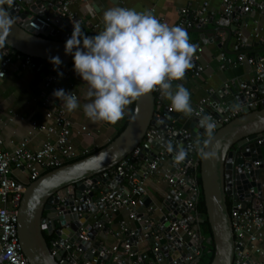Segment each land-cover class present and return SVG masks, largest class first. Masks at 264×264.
Segmentation results:
<instances>
[{"label": "built area", "instance_id": "1", "mask_svg": "<svg viewBox=\"0 0 264 264\" xmlns=\"http://www.w3.org/2000/svg\"><path fill=\"white\" fill-rule=\"evenodd\" d=\"M52 1L58 4L56 9L58 14L54 18L47 15V7L42 4L39 7L42 14L33 13L28 17L31 27L40 31L45 26L51 25V19L59 22V17H61L65 21L69 20V35L73 32L74 24L80 26L84 23V20L71 9L72 0ZM255 10L264 19V0H223L220 10L213 9L208 1H204L196 8L190 5L180 7L176 22L170 26H180L186 31H191L208 25L212 19H215L218 24L219 18H216L217 15L219 17L221 15L230 16V22H232ZM151 11L161 23L164 22L163 17L156 14L154 9ZM99 26L100 23L94 24L95 28H99ZM263 31L264 28L257 23L250 32L249 37L264 43ZM221 33L223 32L221 31ZM234 34L237 37V55L231 57L225 52H221L219 55L220 69L244 63L253 65L257 75L254 74L249 79L239 81L238 87L245 94L247 107L251 109L260 108L264 102V94H260L256 86L261 83V77L258 74L264 69V53H251V44L242 30L236 29ZM190 43L197 46V51L192 60L193 66L187 71L185 78L200 77L206 68L205 65L199 62L203 45L193 39H190ZM0 54L2 56L0 78L6 75L8 66L12 64L33 73L42 74L40 103L44 108L45 116L54 121L53 125L39 124L37 121L32 122L30 133L38 129L47 130L54 135L53 139L45 140L38 149H30L28 139L25 138L14 149L5 150L2 148L0 140V264H31L23 252L18 234V210L27 184L38 179L49 170L88 154L90 150H79L73 145L71 135L74 122L63 106V101L53 95L54 90L63 89L60 81L61 77L71 76L74 69L63 63L55 66L50 60L24 54L8 45L0 48ZM234 84V82L225 83V88L232 87ZM213 91L211 89L209 96L203 97L193 104L195 112L192 117H200L197 113L209 115L218 125L220 123L226 124L244 113L243 106L239 105L237 108L236 105L228 107L222 116L215 118L212 112H208ZM70 94L75 95L77 99L79 98L76 92H70ZM154 94L156 105L170 106L159 91H154ZM165 113L159 110L156 112V116L160 118ZM166 128L170 130L168 125H166ZM158 131L157 127H150L146 131L144 141L158 136ZM78 132L90 133L86 124H81ZM263 140L264 134L258 141ZM141 151V145H138L116 165L100 173L102 177H124L126 189H121L112 194L103 192L98 195L96 194L97 190L92 185L83 191L85 198H80L85 204L96 207L97 211L93 212L92 216L103 234L109 232L108 223L111 222L112 213L120 209H127L129 218L138 222L141 229L132 228L125 220L121 221L119 229L114 232V235L119 239V243L111 249H107L101 243V249H94L91 258L84 256L85 253L79 246V242L71 245L68 242L61 243L57 238H53L50 242V251L53 256H59L60 263L95 264L99 260L105 259L107 255H111L109 264H121L118 254L121 250L127 256L128 264H178L180 263L178 257L166 261L162 251L164 245L175 239L178 247L174 244L169 246V254L180 248L181 253H185L184 261L186 264H194L201 257L204 236L201 230V216L198 209V200L201 193L198 181V158L196 161L189 159L176 165L174 160L166 157L163 152H160L155 158H149L148 152H146V156H143ZM14 170L24 173L27 181L21 180L18 176H12L11 173ZM157 173H161L168 182L170 192L173 191L174 196L184 193L187 209L182 211L179 216H176L171 210H166L163 205H149L141 213L135 210L133 197L145 194L147 179ZM92 191H95L94 197L90 196ZM230 202L231 225L234 232V263L264 264V248L262 246L264 241L263 202L258 206L252 201L244 204L243 201L237 198H232ZM101 204H103V207L99 208L98 206ZM157 210H163V215L171 214L174 217V219H170V238H167L162 230L160 219L156 221L152 216ZM100 219H103L101 223H99ZM83 228L84 224H81V229ZM81 238L89 239L88 236L83 234L80 235ZM143 240L151 241L152 257L138 250L137 246Z\"/></svg>", "mask_w": 264, "mask_h": 264}, {"label": "water", "instance_id": "2", "mask_svg": "<svg viewBox=\"0 0 264 264\" xmlns=\"http://www.w3.org/2000/svg\"><path fill=\"white\" fill-rule=\"evenodd\" d=\"M42 4L47 7V15L54 18L58 14V4L52 0H15L11 15L16 23L7 45L36 58L51 60L58 56L62 63H74L73 56L65 52L66 41L72 35V32L68 35L69 20L59 17L57 22L51 19V25L40 31L29 25L28 17L31 14H42L39 9ZM230 20V16L221 15L219 27L213 29V33L225 30L227 36H231L237 25H231ZM214 21L212 19L210 22ZM206 27L192 31L205 33ZM254 74L257 75L256 72ZM258 75L261 83L256 88L260 94H264V69ZM236 105H242L244 113L226 124H218L213 135L208 137L205 129L199 126L200 117L184 116L168 105H156L155 94L152 92L135 102L126 127L108 144L81 159L49 170L27 184L18 210V234L23 252L30 263L71 264L60 263L59 256L51 254V241H48L46 232L51 240L57 238L61 243L68 242L71 245L79 242L87 258L93 256L94 249H101L103 233L92 216L97 209L91 204H85L80 198H85L83 191L92 185L96 190L105 184L124 185V177H102L100 173L116 165L141 145V154L146 156L148 152L149 158H155L163 152L166 157L174 160L175 152L180 148L188 152L184 161H196L198 158L201 189L212 229V234L203 240V248L206 243H214V256L210 264H235L234 232L228 200L237 198L244 204L252 201L257 206L264 201V140L258 141L264 134V102L260 108L251 109L247 107L245 94L241 90L234 86L222 87L211 95L208 112L218 118L228 107ZM159 110L166 112L160 118L156 116ZM166 125L170 130H167ZM153 126L159 129L158 136L144 141L146 131ZM169 145L172 151L168 150ZM201 147L211 153L207 159L199 154ZM94 195L95 191H92L90 196ZM174 195L171 191L162 205L179 216L187 209L185 197L183 192L179 196ZM98 207L102 208L103 204ZM170 219H174L171 214L160 218L161 228L167 238L171 237ZM200 220L203 222L204 219ZM102 221L100 219L99 223ZM81 224H84L83 229ZM81 234L89 239H80ZM173 244L178 247L176 239L162 247L165 260L171 261L178 257V264H186L185 253H181L180 248L169 254V246ZM106 258L110 260L111 255ZM194 264H200V258Z\"/></svg>", "mask_w": 264, "mask_h": 264}, {"label": "crops", "instance_id": "3", "mask_svg": "<svg viewBox=\"0 0 264 264\" xmlns=\"http://www.w3.org/2000/svg\"><path fill=\"white\" fill-rule=\"evenodd\" d=\"M204 1H208L215 10L222 8L223 0H72L70 7L84 20V23L80 25L83 33L88 36H94L103 30L102 18L104 11L112 7L134 8L141 12L154 9L156 14L163 17V23L172 25L178 18L180 7L190 5L196 8ZM216 18L218 19L219 15ZM95 23H100L99 28L94 27ZM257 23L264 28V19L255 10L240 17L237 21H232L231 25H237V30L244 32L248 42L251 44L250 48L253 49L251 53L263 54L264 43L249 37L250 32ZM218 27L219 24L214 21L208 23L205 33L192 30L186 31L189 39L197 40L203 45V52L199 62L205 65L206 68L200 77H187L183 81L174 82L173 87H175L176 83H182L191 94L192 105L201 98L209 96L211 89L215 93L225 87V83L234 82V87L239 90V81L254 76L255 67L246 63L220 69V53L225 52L228 56L235 57L238 49L236 34L233 33L231 36H227L224 32L225 30L222 31L223 33L216 32L214 34L213 29ZM202 34L205 36H202ZM1 61L2 56L0 54V63ZM72 68L74 69V67ZM42 78V74L22 69L16 64L9 65L6 75L0 78V140L3 149L12 150L25 138L28 139L30 149H38L45 140L54 138V135L47 130L36 129L33 133H30L33 121L45 125L54 124L52 119H48L45 116L44 108L40 103ZM60 81L66 93L76 92L78 94V101L81 105L76 111L68 112L74 122V129L71 135L73 145L79 150L89 149L93 151L105 146L114 139L130 115L132 105L127 109L123 119L115 125L105 122H93L83 111V105L90 102L87 98V83L75 71L71 76H62ZM166 102L170 105L169 100L166 99ZM81 124H86L90 133H79L78 130ZM11 175L27 181L26 175L21 171L14 170ZM145 187V194L133 197L134 208L140 213L144 212L149 205H162V201L170 193V186L161 173L148 178ZM121 189H126V187L117 183L105 184L96 191V194L101 195L103 192L112 194ZM163 212V210H157L152 216L157 221L161 218ZM123 220L130 227L141 229L138 222L129 218L127 209H120L112 213L111 222L108 223L109 232L104 233L101 237V243L107 249H111L119 243V239L114 235V232L119 229L120 222ZM262 246L264 248V241ZM137 248L141 252L147 253L149 257L153 256L150 240H143ZM118 254L121 264H128V259L124 252L120 250ZM109 263L110 261L105 258L95 264Z\"/></svg>", "mask_w": 264, "mask_h": 264}, {"label": "clouds", "instance_id": "4", "mask_svg": "<svg viewBox=\"0 0 264 264\" xmlns=\"http://www.w3.org/2000/svg\"><path fill=\"white\" fill-rule=\"evenodd\" d=\"M7 5V7H5ZM15 0H0V48L6 47L16 23L11 15ZM103 30L94 36L83 33L74 24L71 37L66 41L65 52L74 58V71L87 83L84 114L93 122L112 125L123 119L127 109L141 97L154 91L170 101L173 111L184 116L195 112L191 94L182 83L197 46L190 43L182 27L170 26L150 10L112 7L104 11ZM59 66L60 58L50 60ZM62 75V73H61ZM53 95L63 101L71 113L81 107L77 97L65 90H54ZM237 108L239 105L236 106ZM200 115L199 126L211 137L216 123L209 115ZM169 151H172L169 145ZM199 154L207 159L211 153L200 148ZM188 155L180 148L175 152L174 163L179 165Z\"/></svg>", "mask_w": 264, "mask_h": 264}, {"label": "trees", "instance_id": "5", "mask_svg": "<svg viewBox=\"0 0 264 264\" xmlns=\"http://www.w3.org/2000/svg\"><path fill=\"white\" fill-rule=\"evenodd\" d=\"M63 64H65V63H63ZM66 65H68V66H70V67H74V63H70V64H66ZM134 105H135V102L132 104V110H131L130 115L128 116V118H127L125 124H124L123 127L120 129V131L117 133V135H118V134H119V133H120V132L126 127L128 121L130 120V118H131V116H132V113H133V110H134ZM117 135H116V136H117ZM100 148H101V147H99V148H97V149H94L93 151H90L88 154H86V155H84V156H81V157H79V158H77V159H81V158H83V157H85V156H87V155H89V154H91V153L97 151V150L100 149ZM77 159H75V160H77ZM75 160H72V161H75ZM72 161H70V162H72ZM68 163H69V162H68ZM47 172H48V171H47ZM198 181H199V185H200V189H201V184H202V183H201V177H200V166H199V177H198ZM229 202H230V201L228 200V204H229V207H230L231 205H230ZM198 209H199V213H200L201 218L204 219L203 222H201V230H202V234H203V236H204V234H205V236H206V235H210V234H212V229H211L210 223H209L208 218H207L206 205H205V200H204V196H203L202 189H201V193H200L199 200H198ZM205 236H204V238H205ZM205 239H206V238H205ZM205 243H206V242H205ZM49 244H50V243H49ZM207 245H208V244H207ZM207 245H206L205 248H203V252H202V255H201V257H200V260H201V259H204V258L208 255L207 260L205 261L204 264H210V262L212 261V258H213V256H214V250H215L214 243L209 244V248H207Z\"/></svg>", "mask_w": 264, "mask_h": 264}, {"label": "rangeland", "instance_id": "6", "mask_svg": "<svg viewBox=\"0 0 264 264\" xmlns=\"http://www.w3.org/2000/svg\"><path fill=\"white\" fill-rule=\"evenodd\" d=\"M204 236H205V234H204ZM205 238H207V235L205 236ZM206 245H207V243H206ZM207 248H209V244L207 245ZM207 257H208V255L204 259H201L200 264H204L205 261L207 260Z\"/></svg>", "mask_w": 264, "mask_h": 264}, {"label": "flooded vegetation", "instance_id": "7", "mask_svg": "<svg viewBox=\"0 0 264 264\" xmlns=\"http://www.w3.org/2000/svg\"><path fill=\"white\" fill-rule=\"evenodd\" d=\"M229 201H230V200H229ZM229 203L231 204V202H229ZM45 235H46L48 241L50 242V241H51V236H50L47 232L45 233Z\"/></svg>", "mask_w": 264, "mask_h": 264}]
</instances>
